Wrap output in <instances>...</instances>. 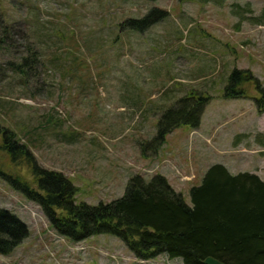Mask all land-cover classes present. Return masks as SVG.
Returning <instances> with one entry per match:
<instances>
[{
	"label": "rangeland",
	"instance_id": "obj_1",
	"mask_svg": "<svg viewBox=\"0 0 264 264\" xmlns=\"http://www.w3.org/2000/svg\"><path fill=\"white\" fill-rule=\"evenodd\" d=\"M153 10L166 16L144 30L128 25ZM236 69L260 90L247 83L244 98L227 100ZM263 91L264 0H0V171L37 190L29 166L4 148L10 133L78 189V205L110 204L132 178L161 175L191 206V188L214 165L264 182ZM199 93L211 97L199 128L176 129L153 154L145 143L161 115ZM0 209L30 233L0 264H183L139 260L110 235L73 243L1 178Z\"/></svg>",
	"mask_w": 264,
	"mask_h": 264
},
{
	"label": "trees",
	"instance_id": "obj_2",
	"mask_svg": "<svg viewBox=\"0 0 264 264\" xmlns=\"http://www.w3.org/2000/svg\"><path fill=\"white\" fill-rule=\"evenodd\" d=\"M165 16L153 10L128 25L144 30ZM12 29L7 26V30ZM24 66L12 65L20 75H25ZM251 82L258 81L250 72L234 70L224 98H244L243 85ZM255 86L259 91L258 83ZM210 100L203 93L191 94L165 111L156 137L145 143L154 147L152 153L157 154L176 129L185 125L199 128ZM257 103L264 112L262 102ZM4 148L16 164L22 161L29 166L37 190L2 171L0 178L39 206L51 228L73 243L110 235L142 261L167 256L183 264H204L208 258L222 264H264V182L254 174L232 175L222 165L212 166L201 186L191 188V206L161 175L151 181L132 178L124 196L110 204L77 205L78 189L62 174L39 167L27 147L14 141L13 134H4ZM27 227L18 216L0 209V255H10L29 237Z\"/></svg>",
	"mask_w": 264,
	"mask_h": 264
},
{
	"label": "water",
	"instance_id": "obj_3",
	"mask_svg": "<svg viewBox=\"0 0 264 264\" xmlns=\"http://www.w3.org/2000/svg\"><path fill=\"white\" fill-rule=\"evenodd\" d=\"M204 264H222V263L219 262L218 260L213 259V258H208L205 260Z\"/></svg>",
	"mask_w": 264,
	"mask_h": 264
},
{
	"label": "crops",
	"instance_id": "obj_4",
	"mask_svg": "<svg viewBox=\"0 0 264 264\" xmlns=\"http://www.w3.org/2000/svg\"><path fill=\"white\" fill-rule=\"evenodd\" d=\"M167 179L169 180V182H170V179L167 177Z\"/></svg>",
	"mask_w": 264,
	"mask_h": 264
}]
</instances>
